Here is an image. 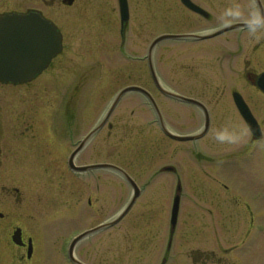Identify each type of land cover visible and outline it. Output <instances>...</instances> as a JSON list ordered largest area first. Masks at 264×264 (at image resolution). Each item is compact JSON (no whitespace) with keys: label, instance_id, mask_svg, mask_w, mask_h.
Returning a JSON list of instances; mask_svg holds the SVG:
<instances>
[{"label":"flooded vegetation","instance_id":"1","mask_svg":"<svg viewBox=\"0 0 264 264\" xmlns=\"http://www.w3.org/2000/svg\"><path fill=\"white\" fill-rule=\"evenodd\" d=\"M126 1L128 16L122 22L119 0H116V6L114 0H0V15L26 19L39 16L51 22L59 36V50L29 80L17 83L0 80V264H37L35 258L43 257L47 252V241L42 242L39 232L29 225L27 229L20 222L22 217L17 214V206L14 207L13 199L20 202L21 193L24 194L22 178L69 176L80 188L84 183L97 186V180L103 176L111 186L115 172L131 185L132 195L109 220L117 219L116 223L125 224L124 231L130 240L125 243L124 251L129 257L136 255L139 264H249L244 259L251 254L241 256L240 253L247 249L245 247L252 249L258 239L255 225H261L264 203L260 206L256 202V187L231 185L225 181V176L219 184L210 185L203 176L204 184L186 186L189 180L200 178L199 175L189 171L184 178L183 171L173 164L160 166L150 172L146 180L139 182L123 165L114 163L113 144L117 131H121L123 139L127 138L129 129L162 130L158 114L145 92L131 89L118 96L124 88L138 86L150 93L157 106L159 94H164L175 104L172 122L162 116L172 133L179 136L201 133L206 123L207 129L201 138L213 125L230 131L234 116V123H239L234 139L230 137L236 142L234 157L243 161L263 157L264 105L257 103L259 97L264 99V0H233L234 19L209 32H204L205 28H194L196 23L192 20L186 23L190 27L184 29L186 31L172 33L209 34L235 25L203 38L221 37L220 61H172L169 87L159 76L153 53L156 79L151 73L147 54L137 56L138 61H128L129 33L131 28L135 29L131 20L133 16L138 19V40L131 42L136 46L143 33V22L135 14V7L131 9L130 3L134 0ZM136 1L139 4L147 0ZM157 1L175 3L170 16L179 2L189 15L210 18L209 11L199 0L191 1L206 10L207 16L193 11L180 0ZM141 5L138 11L144 18ZM171 24L183 29L175 15ZM78 34L81 37L76 39ZM170 39L176 48L180 42L193 44L203 40L195 37ZM75 42L77 49L84 51V58L67 53ZM115 82L118 83L116 90ZM162 89L175 95L169 96ZM207 95L215 97L214 105L205 99ZM236 97L246 104L254 117L255 132L247 125ZM188 98L197 102H190ZM146 110L151 112L152 118L147 119ZM182 110L185 118L179 129L192 126L195 117L200 119L196 128L188 132L176 131L178 111ZM135 111L136 118H131ZM200 137L193 140L169 138L176 142H193L197 146L195 143ZM261 148L262 154L258 153ZM112 165L123 169L136 183L135 187ZM161 174H169L175 183L170 204L165 203L167 199L159 202L162 197H155L154 193L163 192L149 184ZM134 193L136 196L131 202ZM86 201L96 211L92 195H87ZM30 205L33 209L34 205ZM74 206L83 209V200L78 198ZM40 209L45 210V207ZM30 217L34 218L32 213ZM227 224L235 226L236 236L231 235ZM132 225H138L135 233H130ZM15 233L16 241L13 239ZM94 233L86 234L74 243L70 240L66 251L68 264H88L78 257L77 245Z\"/></svg>","mask_w":264,"mask_h":264},{"label":"rangeland","instance_id":"2","mask_svg":"<svg viewBox=\"0 0 264 264\" xmlns=\"http://www.w3.org/2000/svg\"><path fill=\"white\" fill-rule=\"evenodd\" d=\"M199 1H202L203 7L209 11V19L189 15L179 2H177L172 16H170L171 7L175 3L157 0H147L139 4L136 0L131 2V9L133 6L135 7V14H138L139 21L143 22V33H141L138 46L131 44L132 41L138 40L136 28L138 19L133 16L131 25L135 26V29L131 28L129 33L128 61H138L137 56H146L150 42L157 35L186 31L184 29L190 28L186 24L189 21L193 20L196 23L194 28H205L203 31L209 32L216 26L234 19L233 0ZM141 4H143L144 18L139 15L141 13L138 11V6L142 7ZM114 5L116 6V0H114ZM174 15L183 29L171 24V18H174ZM79 37L81 36L78 34L76 39ZM220 39L221 37L203 39L204 41H197L193 44L180 42L179 48L174 47L170 38L159 41L153 49V60L163 84L167 87L171 85L172 61H220V49L218 48ZM67 53L76 58H84V51L77 49L76 42L72 44ZM98 61L104 62V60ZM144 61L147 59L145 58ZM103 83L105 84V82ZM100 84L101 82H98V85ZM117 85L118 83L115 82V90ZM207 96L208 98L205 99L210 101V105H214L215 97ZM157 101L163 118L172 122L174 119H171V112L175 104L164 94H159ZM257 104L264 105V99L259 97ZM179 108L182 109V107ZM136 111L131 118H136ZM183 111H178L177 122L179 124H177L178 128H175L177 132H188L192 128H196L200 122V119L195 117L192 126L179 129L180 123L185 118ZM146 115L147 119L153 117L148 110H146ZM231 121L233 124L230 131L219 129L216 125L211 126L205 136L200 137L199 141L195 143L196 145L198 143L197 146H194L193 142L173 141L160 129L147 127L129 129L127 138L123 139L120 137L121 131H117L118 134L114 135L113 144L114 163L123 165V168L129 173H133L132 176L139 182L146 180V176L150 172L158 170L164 164H173L178 170L183 171L184 178L188 176L187 172L189 171L198 174L200 178L191 179L187 185L185 184L191 187L196 184H204L206 179L209 180L210 185L219 184L224 180L222 177L225 176V181L231 185L256 187L258 191L256 202L261 206L264 203V156L252 157L244 161L234 157L236 142L233 139L239 123H234V116ZM261 146L264 147V142ZM262 148L258 153L262 154ZM169 176V174L158 175L149 183L150 186L163 192L159 195L154 193V196L162 197H159V202H164L167 199L166 204L172 203L175 187V183L172 182L173 178L171 179ZM71 180L72 178L69 176L22 178L24 189V194L21 193L22 199L20 202L13 199L14 207L17 206V214L22 217L20 222L26 225L25 227L29 225L34 228L36 233L39 232V239L42 242L47 241V252L43 257L35 258L37 264H68L66 251L72 237L96 226L101 221L109 220L111 215L127 200L132 190L131 185L116 172L113 173L111 186L108 185L107 178L104 176L97 180V186L95 183L88 185L84 183L83 186L77 188ZM86 180L84 178V181ZM87 195H92L95 199L96 211H93L87 203ZM78 198H81L84 204L83 209L80 210L74 206ZM30 204L34 205L33 209ZM41 207H45V210H41ZM31 213L34 217L32 219ZM124 227L123 222H118L111 228H103L90 236L87 235L88 237L77 245L80 250L78 257L88 264H139L136 255L129 257L128 252L124 251L125 243L130 240ZM226 227L231 228V235H237V232L233 230L235 226L227 224ZM136 228L138 225L130 226V233H135ZM218 228L220 229V227ZM27 229L29 228L27 227ZM255 229L258 234L257 243H253V248L250 250L245 247L247 249L241 251L240 254L241 256L251 254L250 257L244 259L249 264H264V207L261 225H255ZM219 233H221V229ZM192 244H201V242H192Z\"/></svg>","mask_w":264,"mask_h":264},{"label":"water","instance_id":"3","mask_svg":"<svg viewBox=\"0 0 264 264\" xmlns=\"http://www.w3.org/2000/svg\"><path fill=\"white\" fill-rule=\"evenodd\" d=\"M181 2L187 6L188 8L192 9L193 11L200 12L204 15H208L207 11L203 8L196 5L191 0H181ZM119 7L121 10V21L124 22L127 19L128 11H127V1L126 0H119ZM234 24L229 26H225L219 28L212 33L209 34H195V33H183V34H172V33H163L155 37L148 47V61L149 67L151 70L152 75L156 79L155 72L153 69V62H152V50L155 44L163 39L166 38H187V37H195V38H209L214 35L219 34L222 31L230 29L234 27ZM31 27V28H29ZM42 34L44 38L41 39ZM39 36V38H37ZM37 38L31 40V38ZM59 36L55 26L39 16H33V18H22L16 15L4 14L0 15V80L7 81V82H24L29 80L36 71L43 66V64L47 63V61L59 50ZM264 88V86H263ZM131 89H138L147 94L152 105L158 114V117L161 121L162 130L165 134L169 137L177 138L180 140H188V139H195L200 137L204 134L207 129V123L205 129L201 133L198 134H191V135H183L179 136L172 133L168 130L163 122V118L161 112L154 101L153 97L150 95L148 91L145 89L138 87V86H128L121 90L118 96L127 90ZM162 91L169 95H175L173 92L162 89ZM118 98V97H117ZM117 98L115 99L114 103L116 102ZM190 102H197L195 99L188 98ZM235 101L237 105H239L240 111L250 127L251 131L256 130V121L252 114L250 113L246 104L239 101L236 97ZM115 169H119L124 176L130 181V183L135 187V183L131 179V177L120 167L116 165H112ZM134 197L131 199V202L134 200L136 193H134ZM176 208V202H175ZM117 222V219H114L110 222L101 223L91 229H88L79 235H77L73 240L72 243L76 242L82 236L89 232H95L100 230L101 228L107 227ZM18 237V236H17ZM16 233L13 235V239L17 240ZM72 258V254H69ZM75 262H78L74 259ZM79 263V262H78ZM83 264V263H82Z\"/></svg>","mask_w":264,"mask_h":264},{"label":"clouds","instance_id":"4","mask_svg":"<svg viewBox=\"0 0 264 264\" xmlns=\"http://www.w3.org/2000/svg\"><path fill=\"white\" fill-rule=\"evenodd\" d=\"M221 139H223V137H221Z\"/></svg>","mask_w":264,"mask_h":264}]
</instances>
